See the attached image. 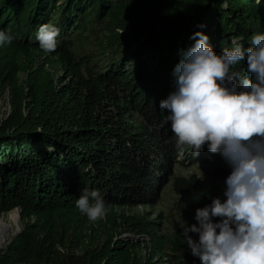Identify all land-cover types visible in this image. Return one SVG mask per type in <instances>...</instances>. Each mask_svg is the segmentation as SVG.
<instances>
[{"label":"trees","instance_id":"1","mask_svg":"<svg viewBox=\"0 0 264 264\" xmlns=\"http://www.w3.org/2000/svg\"><path fill=\"white\" fill-rule=\"evenodd\" d=\"M96 22L107 25L110 60L98 68L79 60L73 43ZM44 24L59 29L50 54L36 40ZM0 30L15 37L0 47V72L13 89V113L0 125V215L18 209L22 223L0 264H157L161 255L167 258L158 264H200L182 230L166 233L155 220L115 209L156 204L170 180L190 226L197 208L223 198L224 188L196 174L174 176L180 155L159 105L192 35H209L218 53L232 39L248 47L254 33H264V0H0ZM230 171L217 172L226 179ZM84 189L97 190L106 205L98 236L75 207ZM122 231L147 239H118Z\"/></svg>","mask_w":264,"mask_h":264},{"label":"clouds","instance_id":"2","mask_svg":"<svg viewBox=\"0 0 264 264\" xmlns=\"http://www.w3.org/2000/svg\"><path fill=\"white\" fill-rule=\"evenodd\" d=\"M58 36V28L44 24L36 40L50 54ZM14 38L0 30V47ZM191 39L195 43L173 69V90L159 107L167 112L178 155L190 150L198 156L206 146L231 171L223 198L197 208V223L181 225V235L200 264H264V33H254L248 47L232 39L219 53L203 31ZM241 62L247 75L237 70ZM75 207L90 222L106 215L97 190L84 189Z\"/></svg>","mask_w":264,"mask_h":264},{"label":"rangeland","instance_id":"3","mask_svg":"<svg viewBox=\"0 0 264 264\" xmlns=\"http://www.w3.org/2000/svg\"><path fill=\"white\" fill-rule=\"evenodd\" d=\"M107 25L103 23H93L90 31L86 33L84 37L74 38V51L77 54L79 60H92L93 67L98 68L107 65L110 62L109 57L104 56L105 34ZM88 63V62H86ZM39 64L45 65L46 69L50 70L57 76L63 77L67 75L64 67L58 64L56 61L46 62L44 58H40ZM21 83L26 82L28 73L21 71L18 74ZM9 77L7 72H0V125L13 113V89L9 84ZM178 162L174 165V176H189L196 174L204 183L211 186H217L220 188L226 187L222 177L219 176V170H228V166L224 163L219 154H213L210 152L200 153L198 156H194L190 150H186L182 156L178 158ZM118 214H142L148 219L159 222L161 228L166 233H176L181 229V225H184L183 212L179 203V197L176 194L172 181L166 180L164 185L161 186L159 200L156 204L140 205L133 207H118L115 209ZM12 212H18V209L10 211L8 213L1 214L0 217H4L6 220ZM108 222V214L103 219L96 222H89V231L93 236L100 235L105 229V225ZM22 231L21 219L19 223L13 224L10 235L6 242L2 244L0 251L7 247L15 238L18 232ZM114 231L113 233H115ZM116 235V233H115ZM118 239L135 240L136 242L144 243L147 239L146 236L140 237L129 232L117 233ZM116 238V239H117ZM146 254V253H145ZM166 259L167 256L161 255L155 261L158 262L161 259Z\"/></svg>","mask_w":264,"mask_h":264},{"label":"bare ground","instance_id":"4","mask_svg":"<svg viewBox=\"0 0 264 264\" xmlns=\"http://www.w3.org/2000/svg\"><path fill=\"white\" fill-rule=\"evenodd\" d=\"M19 223V213L12 212L9 214L8 219L0 217V248L2 244L8 239L13 224Z\"/></svg>","mask_w":264,"mask_h":264},{"label":"water","instance_id":"5","mask_svg":"<svg viewBox=\"0 0 264 264\" xmlns=\"http://www.w3.org/2000/svg\"><path fill=\"white\" fill-rule=\"evenodd\" d=\"M19 211V210H18ZM21 219V215H20V212H19V221ZM20 232V231H19ZM19 232L15 235V237L19 234Z\"/></svg>","mask_w":264,"mask_h":264}]
</instances>
